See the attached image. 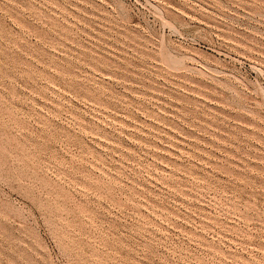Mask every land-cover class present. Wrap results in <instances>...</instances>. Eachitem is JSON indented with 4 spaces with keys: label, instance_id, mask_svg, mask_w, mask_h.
I'll list each match as a JSON object with an SVG mask.
<instances>
[{
    "label": "rangeland",
    "instance_id": "obj_1",
    "mask_svg": "<svg viewBox=\"0 0 264 264\" xmlns=\"http://www.w3.org/2000/svg\"><path fill=\"white\" fill-rule=\"evenodd\" d=\"M0 264H264V0H0Z\"/></svg>",
    "mask_w": 264,
    "mask_h": 264
}]
</instances>
